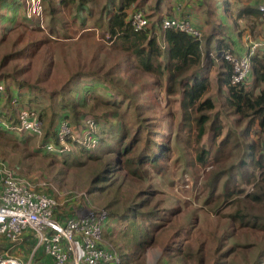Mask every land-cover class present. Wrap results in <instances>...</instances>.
I'll use <instances>...</instances> for the list:
<instances>
[{"label": "rangeland", "instance_id": "1", "mask_svg": "<svg viewBox=\"0 0 264 264\" xmlns=\"http://www.w3.org/2000/svg\"><path fill=\"white\" fill-rule=\"evenodd\" d=\"M91 1H95L92 5V14L88 16L77 14V18H74L76 13L74 6H62L60 11L50 14L51 4L60 5L62 0L48 1L46 5L44 4L45 27L43 31L39 32L31 31L28 28L31 24L26 18L25 7L22 8L21 14L18 15V23L8 25L15 29L8 34L6 40L0 41V61L4 54L12 53L23 47V43L19 41L20 38H17L19 35H22L21 39H25L24 43L30 39L41 37L49 38V43L43 46L33 58L7 61L3 70L36 85L33 89L38 93L39 98L33 105L40 113H45L44 121L48 126L52 118H55L56 124L58 120L56 115H61L64 112L61 107V97L64 92L67 93V87L63 89V86L68 82L72 73L77 70V67L81 66L84 69L98 67L100 74L111 69V73L115 76L112 79L115 80L116 85L125 88L122 98L126 99L128 95H132L135 100V104L130 106V111L138 109L137 103L143 105L142 115L139 119L129 112L126 119L121 120V124H140L146 119V121L157 123L156 125L150 123L149 127L157 130L164 129L165 133L170 136L173 148L168 159L167 175L162 177L150 168L149 176L134 175L132 177L131 173L123 170L122 161L113 173H106L110 177L114 176L115 184L108 189V192L102 194L98 191L93 192L94 188L92 187L99 185V183L94 184V177L105 170L109 163L114 164V160L117 159L115 153L107 154L100 150L99 155L94 157L79 153L75 157L78 163H74V154H72L73 157L67 156L66 162H61L60 159H54L48 154L36 150L40 143L38 137L34 136L32 141L25 142L26 139L23 137L20 140L14 136L9 138L0 136V158H3L15 173L29 177L36 183H45L42 184L43 190L56 197L59 202L58 209H61L63 213L67 212L68 214L71 209L75 214L82 213L88 208L101 209L106 204L105 199H109L115 200L113 208L117 210L118 214H122L136 201L147 199V204L140 210L143 212L150 210L153 213L150 215L152 221L146 218L141 219L145 216L140 214L135 221L143 226L139 228L140 232L147 231L152 234L154 230L155 242L149 245L143 253L136 254L138 258L134 264H214L215 249L220 243V238L225 234L222 248L219 251L222 253L220 259L223 264H253L257 258L259 246L263 243V238L252 234L246 236L242 233L239 222L230 216V213L237 207L235 200L239 198V195L233 194L231 197L223 195L224 191L236 192L244 187L249 190L253 188V185L245 182L242 177L247 169H252V162L249 161L248 155L245 158L246 151L243 150V145L233 148L232 143L225 146V152L217 153V148L228 134H232V138H240V132L246 122H238L239 115L229 106L224 91L218 89L217 81L213 80L210 90L205 95V98H211L215 103L214 108L206 110L210 117L208 125L219 117L223 125L222 134L217 136L213 131L208 130L203 139L198 142L197 116L200 115V112L190 109V120H181L183 112L180 92L169 94L164 87L159 86V88L151 82L152 79L155 80L154 74L135 72L127 67L125 58L121 57L122 53H114L113 41L109 39V36L106 37L107 39L104 38L102 30L96 24L97 19L102 15L96 1L106 0ZM209 1H211L209 4L204 2L205 4L197 6H189L181 0H170L169 2H172V6L179 7L181 12L188 9L194 13L208 14V10L213 9L212 15L219 16L220 14L217 12L219 8L213 4V1L216 0ZM145 5L142 8L152 14V5L148 4L146 7ZM0 9L7 13L3 6ZM53 16L57 18L54 26L56 29L60 27V36L50 34L49 29ZM150 17L151 23L157 20L156 15ZM197 17V21H203L201 20L203 18ZM253 21L256 23L253 25L252 22L253 36L248 35V37L255 40L264 38V36H260V29L264 28V22L257 17ZM213 23H215V18H211L208 23L206 21L207 33H211ZM229 24L233 25L234 22ZM248 25H251V21H240V28H245ZM1 30L0 27V35ZM62 33H67L68 36H64ZM117 62H119L120 69L116 68ZM17 64L18 66H16ZM68 65L71 66L70 70ZM14 66H16V75L13 71ZM209 73L214 76L216 67H210ZM251 85L252 83L249 86L251 87ZM71 86L76 85L71 84ZM94 95L97 99L91 104L77 108L81 114L77 110L70 113L72 116L77 115L78 121L81 123L80 125L77 122L71 124L73 128L77 125L78 129L75 133L77 137L84 131L81 120L84 114L91 113L100 117L102 121H106L113 116L112 112L116 113L120 110H116L110 104L104 106L103 103H106L104 96L96 92ZM114 121H118V119L115 118ZM180 121L183 124V130L179 127ZM89 125L92 131H99L97 124L90 122ZM136 130L135 126L132 133ZM245 141L248 142L250 139L241 138L242 144ZM76 146L71 147L70 151L74 150ZM202 151H205V155L200 158ZM242 158L247 159L248 164L240 167L239 162ZM125 175L128 178L124 182L117 178ZM228 181L230 182L227 184ZM120 185L121 188H119ZM150 186L155 190L153 193L145 191ZM227 188L228 190H226ZM141 191H143L141 198H134ZM212 191H214L213 201L206 205L205 202L209 199ZM175 208L180 211H176ZM134 229L135 226H133L132 234ZM176 233L179 235L175 236ZM132 234H128V237L134 238ZM111 242L119 249L117 242ZM244 243H254V246L244 248L242 246ZM177 246L180 247L178 253ZM189 248L192 254L187 257L183 251H187ZM231 248L234 250L228 253ZM20 250L22 252L19 254L23 258H28L27 249L23 246ZM24 250L26 255L23 253Z\"/></svg>", "mask_w": 264, "mask_h": 264}, {"label": "trees", "instance_id": "2", "mask_svg": "<svg viewBox=\"0 0 264 264\" xmlns=\"http://www.w3.org/2000/svg\"><path fill=\"white\" fill-rule=\"evenodd\" d=\"M7 1L10 0L0 1V7H4V3ZM48 1L57 0H42L43 5H46ZM169 1H96L98 6H100V12H102L96 24L102 30V36L104 38H108L109 36V39L113 41L112 43L116 51L114 53H122L121 57L125 58L127 67L135 72L142 71L144 73L154 74L155 80L152 79L151 82L157 87H164L169 94L181 93L180 102L183 112L181 120H190V109L200 112V115L197 116L199 127L198 142L203 139L208 130L213 131L217 136L222 134L223 125L219 117L208 125L210 117L207 115L206 110L214 108L215 103L211 98H205V95L210 90L213 80L217 81L218 89L224 91L229 106L239 115L237 118L239 120L238 122H246L245 127L240 132V138H232V134H228L227 138L217 148V153L225 152V146H229L232 143L233 148L243 145V150L246 151L245 158L248 155L249 161L252 162V169H247L242 174V177L245 182L253 185V188L249 190L244 187L236 192L224 191L223 195L227 197H231L233 194L239 195V198L235 200L237 207L230 213V216L239 222V228L244 235L252 234L256 237L260 236L263 238V243L259 246L260 249L257 258L253 264H264V38L256 39L260 45L255 55L252 56L251 74L245 83L240 85L231 83L233 68L225 58L227 53L244 55L249 51L251 44L249 43L248 35L253 34L251 32L252 22L253 25L256 24L253 19L257 17L264 22V14L259 10V5L264 3V0H216L213 1V4L219 8L217 11L220 14L219 16H213L212 13L214 10L209 9L207 14L209 19H204L202 16L203 13H195L193 20L187 17L191 15V11L188 9H184L180 17H178L175 14L176 7L174 5L172 6V2ZM181 1L186 2L189 6L205 4L204 2H208L207 4H209L211 2L209 0ZM94 2L91 0H62V4L60 5L55 6L51 4L49 10L50 14H54L60 11L62 6H74L76 8L74 18H77V14L91 15ZM18 3L21 4L20 1ZM148 4L152 5V14H149L145 8H142ZM2 11H0V27L2 29L0 41L6 40L8 34L15 29L8 25H16L19 21V16L12 15L9 12L7 16ZM138 11L145 13L150 21V25L140 32H135L131 25L130 17ZM154 15H156L157 20L151 23L150 16ZM196 17L203 18L201 19L203 21H197ZM165 18H187L199 31V35L187 33L178 28L164 29L162 24ZM211 18H215V23L211 26V33H207L206 21L208 23ZM56 20L57 18L53 16L49 29L52 36H60V27L56 29L54 26ZM241 20L251 21V25L240 28ZM28 21L31 24L28 27L31 31H43L45 27V16L43 26L38 25L30 19ZM232 21L234 24L230 25L229 23H232ZM260 32V36H264V28H261ZM62 35L68 36L67 33H62ZM17 38H20L19 41L23 43V47L12 53L4 54L0 61V84H3L5 88L0 98L8 93L7 101L11 103L15 101L14 105L16 104L17 108H15L16 110L13 109L12 114H8L1 109L0 117L6 119L12 125L19 123L18 113L23 108L27 107L31 110L38 111L33 104L36 103L39 95L33 89L36 85H33L32 82L26 79H19L17 77L15 71L18 64L14 66L13 70L16 76L11 72L4 71V64L7 61L12 62L13 59L33 58L43 46L49 43V38L47 37L30 39L27 43H24L25 39H21L22 35H19ZM215 65L218 70L217 77L211 76L209 73L210 67H215ZM116 68L120 69L119 62L116 63ZM68 69H71L70 65H68ZM111 72V69H109L106 73L100 74L98 67H90L87 69L81 66L77 67V70L72 73L68 82L63 86V89L67 87V93L64 92L61 97V107L64 112L61 115H56L58 116L56 124L54 121L55 118H52L47 126L44 121L45 113L38 111L40 119L43 120V133L41 136L28 131L10 130L5 126L0 127V136L6 138L14 136L20 140L23 137L26 139L24 140L25 142L32 141L34 136L38 137L40 138V143L36 150L44 152L54 159H60L61 162H66L67 156L73 157L72 154H74V163H78L75 157L79 153L91 157L99 155L100 150L107 154H117V159L116 161L114 160V164L109 163L105 170L94 177V184L99 183V185L92 187L94 188L93 192L98 191L104 194L108 192L109 188L114 186V176L110 177L107 174L110 172L113 173L122 161L123 170L131 173L130 176L132 177L134 175L138 177L144 175L149 176L150 168L154 169L162 177H165L167 175L170 151L173 148L170 136L165 133L166 131L164 129L157 130L149 127L150 123L152 125H156L157 123L154 121H146V119L142 123L140 122V124H121V120H125L130 113L139 119L142 115L143 105L142 103H137L138 109L135 108L134 111H130V106L131 104H135V100L132 95H128L126 99L122 98V92H124L125 88L116 85L115 80L112 79L115 76ZM251 83L252 85L250 87L249 85ZM71 84H75L76 86L72 87ZM95 92L104 96L106 100V103H103L104 106L110 104L116 110L120 109L116 113L112 112L113 116L106 121H102L100 117L91 113L84 114L82 117L84 131L81 136L85 139L87 134L95 137L97 139L96 146L89 147L82 139L72 140L71 137H67V140L71 142L70 149L64 152H48L45 149L46 143H59L58 128L61 121L68 119L70 126L71 124H75L74 122L80 125L78 116H72L70 113L71 111L74 113L78 107L89 105L97 99L94 95ZM77 112L81 114L80 111L77 110ZM115 118L118 121H114ZM86 120L89 121L85 122ZM90 122L99 126L98 132L92 131L89 125ZM135 126L137 130L132 133ZM179 127L183 130L181 121L179 122ZM74 129L77 131V125H75ZM241 138L250 139V141H245L242 144ZM160 139L163 141H159ZM75 145H77L76 148L70 151L71 147L73 148ZM45 154L43 155L46 156ZM204 155L205 151H202L200 158H203ZM0 159L4 160L3 158ZM247 164L248 160L244 158L239 162L240 167ZM117 178L122 179L124 182L128 176H118ZM121 187L120 185L119 188ZM151 187L145 191L153 193L155 190L151 189ZM142 192H139L138 195L136 194L134 198H141ZM213 195L214 191L211 192L209 199L205 202L206 205L213 201ZM105 201L106 204L103 208L108 211V218L103 224V236L119 244V249L118 247L117 249L121 255L122 264H134L138 258L136 254L143 253L149 245L155 242L154 230L152 234L147 231L145 233L140 232L139 228L143 226H140L135 221V219L139 218L138 214L145 216L141 219L146 218L152 221L150 220V215L153 213L150 210L147 212L140 210L141 207L147 204V199L136 201L122 214H118L117 210L113 208L115 200L105 199ZM175 209L176 211H180V209ZM55 216L62 223H66L69 217L73 218L76 214L72 209L68 214L58 209ZM112 223L114 224L113 226H111ZM109 226H111V230L108 231ZM133 226H135V229L132 234ZM148 228L150 229V227ZM128 234L134 235V238L132 236L129 238ZM235 234L232 235L235 236ZM177 235L179 233H176L175 236ZM225 236L226 234L220 238V243L215 249L216 259L214 264H223V261L220 259L222 253L219 251L222 248V240ZM27 239L29 241L27 252L30 254L36 245V240L31 235H28ZM12 246L13 243L11 241L4 235H0V253L12 248ZM242 246L244 248H251L254 246V243H244ZM179 250L180 247L177 246V253ZM233 250L234 248H231L228 250V253H231ZM183 254H187V257H190L192 251L189 248L187 251H183ZM49 260L51 261L49 264H54L52 258L47 256L45 250L41 247L35 252L33 264H48Z\"/></svg>", "mask_w": 264, "mask_h": 264}, {"label": "built area", "instance_id": "3", "mask_svg": "<svg viewBox=\"0 0 264 264\" xmlns=\"http://www.w3.org/2000/svg\"><path fill=\"white\" fill-rule=\"evenodd\" d=\"M21 1L27 19L43 26L42 0ZM259 10L264 14V3L259 5ZM130 22L135 32L150 25L148 17L142 11L135 12L130 17ZM162 26L164 29L178 28L199 35V31L187 18H165ZM250 44L249 51L244 55H225L233 68L231 83L234 85L245 83L251 74V59L260 43ZM4 89V85L0 84V95ZM18 119L19 123L12 125L0 117V127L42 135L43 120L38 111L25 107L18 113ZM75 133L68 119L61 121L58 128L59 143L48 142L45 149L50 153L70 149L71 142L67 137L72 140L82 139L89 147L96 146L95 137L87 134L85 139L81 135L77 137ZM42 184L45 183H36L29 177L15 173L5 160L0 159V235L13 243L12 248L0 253V264H33L35 252L41 247L54 264H122L117 247L103 236V224L108 218V211L105 208H88L62 223L55 216L58 200L52 193L44 191ZM27 235L36 240V245L28 258H23L16 253L17 249H13L21 246Z\"/></svg>", "mask_w": 264, "mask_h": 264}, {"label": "crops", "instance_id": "4", "mask_svg": "<svg viewBox=\"0 0 264 264\" xmlns=\"http://www.w3.org/2000/svg\"><path fill=\"white\" fill-rule=\"evenodd\" d=\"M4 1V0H3ZM18 1H20V3L21 4H19L18 3ZM10 0V1H7L6 3H4V7H3V9L4 10H6L7 11V13L5 14V12L4 11H2V9H0V11H2V13H4L5 15H9V13H11L12 15H15V16H18L19 14H21L20 13V11H22V8H24V6H23V3L21 2V0ZM77 1V0H76ZM9 12V13H8ZM182 12L180 11V8H176V15H178V17H180V14H181ZM202 14V13H201ZM204 14V13H203ZM194 15H195V13L194 12H192L191 11V15H188L187 17L188 18H191L192 20H193V18H194ZM191 16V17H190ZM201 17V16H200ZM203 17H204V19H209L208 17V15L207 14H204L203 15ZM248 39H249V43H251V42H258V41H256L255 39H252L250 36L248 37ZM241 53H242V50H241ZM216 67V66H215ZM214 67V68H215ZM218 74V70H217V68H216V74L214 75V77L216 76ZM211 76H213V75H211ZM217 77V76H216ZM7 98H8V93H7V95L5 94L3 97H1L0 98V110L2 109L4 112H6V113H8V114H12L13 113V109H15L16 108V105H14V101L11 103V102H8L7 101ZM17 109V108H16ZM15 109V110H16ZM1 110V111H2ZM3 113V112H2ZM114 224L112 223V225L111 226H113ZM111 226H109L108 227V231L109 230H111ZM28 236V235H27ZM27 236H26V238L24 239V241L21 243V246L19 247H16L14 250H16L17 249V251H16V253H21L22 252V250H20V248L21 247H23L24 246V248L25 249H27L28 248V243H29V241H28V239H27ZM106 240H108L107 238H105ZM109 241V240H108ZM111 242V241H110ZM23 253H24V255H26V253H25V250L23 251ZM20 255V254H19ZM21 256V255H20ZM48 256V255H47ZM49 263H51V261L49 260L48 261V264Z\"/></svg>", "mask_w": 264, "mask_h": 264}]
</instances>
